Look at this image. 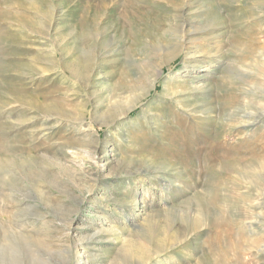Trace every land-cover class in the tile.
Here are the masks:
<instances>
[{
  "label": "rangeland",
  "instance_id": "rangeland-1",
  "mask_svg": "<svg viewBox=\"0 0 264 264\" xmlns=\"http://www.w3.org/2000/svg\"><path fill=\"white\" fill-rule=\"evenodd\" d=\"M0 264H264V0H0Z\"/></svg>",
  "mask_w": 264,
  "mask_h": 264
},
{
  "label": "bare ground",
  "instance_id": "bare-ground-1",
  "mask_svg": "<svg viewBox=\"0 0 264 264\" xmlns=\"http://www.w3.org/2000/svg\"><path fill=\"white\" fill-rule=\"evenodd\" d=\"M178 43H180L181 44V42H178ZM151 82H153V81H151ZM153 86V85H152ZM150 87H151V85H150ZM129 109V108H128ZM127 112V111H126ZM258 117V116H257ZM263 193V192H262ZM258 224V223H257ZM110 229V228H109ZM113 229H111V230H109V231H112ZM116 229H114V231H115ZM112 233H114L113 231H112Z\"/></svg>",
  "mask_w": 264,
  "mask_h": 264
}]
</instances>
